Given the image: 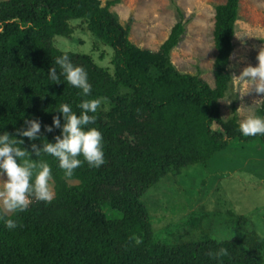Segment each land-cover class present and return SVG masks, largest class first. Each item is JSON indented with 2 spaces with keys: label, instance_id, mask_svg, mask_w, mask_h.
Listing matches in <instances>:
<instances>
[{
  "label": "trees",
  "instance_id": "1",
  "mask_svg": "<svg viewBox=\"0 0 264 264\" xmlns=\"http://www.w3.org/2000/svg\"><path fill=\"white\" fill-rule=\"evenodd\" d=\"M120 1L105 7L100 0L0 1V133L16 135L25 120L38 119V139L17 137L31 152L33 143L42 147L60 134L45 130L56 115L63 123L56 111L60 104L79 114L81 101L96 99L90 126L101 131L105 154L100 168L84 163L71 177L54 157L32 154L49 163L55 196L51 203L34 201L25 212L10 213L18 223L13 230L0 220V264H263L264 237L255 230L226 240L164 244L155 238L142 199L170 173L209 169L228 150L264 154V135L244 137L237 114L225 121L220 106L232 80L228 67L240 0L216 7L214 86L201 70L184 73L171 61L190 22L181 8H175L178 21L167 40L152 51L131 42V25L123 26L109 10ZM75 25L89 31L95 47L111 51L109 66L99 65L92 53L55 45L57 38L72 40ZM62 55L85 69L90 95L62 76L59 83L49 80L52 66L59 74L55 58ZM255 115L264 116V100ZM258 164L263 173L264 156ZM110 211L120 216L111 218ZM222 248L227 255H217Z\"/></svg>",
  "mask_w": 264,
  "mask_h": 264
},
{
  "label": "rangeland",
  "instance_id": "2",
  "mask_svg": "<svg viewBox=\"0 0 264 264\" xmlns=\"http://www.w3.org/2000/svg\"><path fill=\"white\" fill-rule=\"evenodd\" d=\"M106 1L102 0L103 5ZM226 2L122 0L111 10L123 26L131 25V42L140 48L158 51L178 21L175 8H181L185 20L190 22L180 44L171 53V61L184 73L196 74L201 70L202 78L214 86L216 7ZM72 37V40L57 38L55 45L66 51L92 53L99 65H110L111 51L102 46L95 47L84 26L75 25ZM261 48H264V0H240L228 67L232 80L225 98L220 101L223 120L237 114L240 122L248 115H255L261 106L264 93H256L239 77L245 67L257 65L256 57ZM103 52L106 54L101 60ZM263 156L243 148L228 150L214 167L192 166L164 177L142 198L155 238L164 244L176 245L206 237L218 240L243 237L252 230L264 237V167L263 173L258 170ZM51 184L54 190L52 181ZM108 216L116 218L120 214L110 211Z\"/></svg>",
  "mask_w": 264,
  "mask_h": 264
},
{
  "label": "clouds",
  "instance_id": "3",
  "mask_svg": "<svg viewBox=\"0 0 264 264\" xmlns=\"http://www.w3.org/2000/svg\"><path fill=\"white\" fill-rule=\"evenodd\" d=\"M108 1L103 5L100 0L101 6L105 7ZM116 5L110 7L112 13L115 12L111 8ZM256 59L257 65L245 67L239 77L260 94L264 93V48L260 49ZM55 64L59 66V74L52 66L49 80L59 83L62 76L68 85L79 89L84 96L91 94L92 86L83 67L73 64L67 55L56 57ZM99 103L96 99L81 101L77 105L79 114L70 104H60L56 111L62 114L63 123L61 116L56 115L52 125L45 126L49 133L60 129V134L55 136V142H43L42 147L33 143L31 152L21 147L24 140L17 137H27L32 141L38 139L41 134L38 119L25 120L26 127L17 128L16 135L6 131L0 133V220L6 228L13 230L18 227L17 220L9 217V213H23L34 201L51 203L54 199L51 167L45 160L32 159L33 153L38 158L42 154L54 157L65 177L73 176L74 170L84 163L89 168H100L105 163L103 135L98 128L90 126L95 123L94 114ZM238 131L244 137L264 135V116H246L240 120ZM217 255H227V250L222 248Z\"/></svg>",
  "mask_w": 264,
  "mask_h": 264
}]
</instances>
